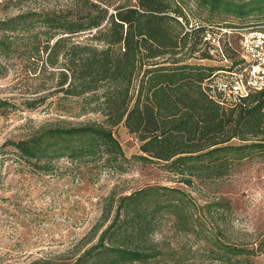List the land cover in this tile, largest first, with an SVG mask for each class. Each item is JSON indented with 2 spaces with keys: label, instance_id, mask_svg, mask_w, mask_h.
Masks as SVG:
<instances>
[{
  "label": "trees",
  "instance_id": "trees-1",
  "mask_svg": "<svg viewBox=\"0 0 264 264\" xmlns=\"http://www.w3.org/2000/svg\"><path fill=\"white\" fill-rule=\"evenodd\" d=\"M24 1L0 3V58L19 59L30 77H56L58 100L78 97L82 112L101 118L44 125L9 140L24 161L48 171L54 159L104 158L122 170L128 158L114 134L119 125L137 139L134 160L159 164L191 188L222 179L241 160L264 153V89L224 107L206 95L202 82L227 66L191 61L217 58L204 39L214 33L209 26L231 27L228 18L251 16L261 19L252 25L263 24L264 0H75L58 13L20 9ZM226 58L238 63L229 48ZM44 98L28 97L25 104L34 108ZM228 208L222 198L199 205L178 186L111 194L102 212L109 222L67 264H183L184 251L153 239L164 224L193 236L219 264L247 263L251 254L264 251V237L250 248L225 242Z\"/></svg>",
  "mask_w": 264,
  "mask_h": 264
},
{
  "label": "rangeland",
  "instance_id": "rangeland-1",
  "mask_svg": "<svg viewBox=\"0 0 264 264\" xmlns=\"http://www.w3.org/2000/svg\"><path fill=\"white\" fill-rule=\"evenodd\" d=\"M74 1L25 0L20 9L56 10L58 13L70 9ZM190 5L194 9L192 2ZM16 11L18 8L11 10ZM257 21L261 19L255 16L243 20L228 18L233 26H251ZM214 33L219 34V30L214 29ZM84 37L86 35L76 39ZM231 38L237 45V34H231ZM191 61L214 68L230 64L217 58ZM43 79L44 76L26 74L19 59L0 58V100L9 102L0 105V264L71 262L96 241L109 222L103 221L102 212L111 194L117 197L154 184L178 186L190 193L199 205L220 198L228 202L229 208L223 216L225 242L250 248L264 237V153L241 160L226 177L199 183L195 188L175 181L176 176L159 164L134 160L132 154L137 152V139L122 125L114 128L128 158L122 170L104 158L87 162L65 157L54 159L48 171L21 159L7 144L9 140L26 138L44 125L101 119L97 113L82 112L78 97L58 100L62 94L55 92L56 77L48 82ZM40 95L45 98L36 107L26 106L28 97ZM221 212L223 209L217 214ZM161 227L153 239L164 241L165 247L184 251L183 264H219L193 236L174 233L168 224ZM244 264H264V251L251 254Z\"/></svg>",
  "mask_w": 264,
  "mask_h": 264
},
{
  "label": "built area",
  "instance_id": "built-area-1",
  "mask_svg": "<svg viewBox=\"0 0 264 264\" xmlns=\"http://www.w3.org/2000/svg\"><path fill=\"white\" fill-rule=\"evenodd\" d=\"M219 34L207 32L208 51L220 61L230 62L202 82L206 95L224 107L241 102L250 92L264 89V23L245 27L209 26ZM231 34H237V45ZM226 48L234 51L238 63L226 58Z\"/></svg>",
  "mask_w": 264,
  "mask_h": 264
}]
</instances>
